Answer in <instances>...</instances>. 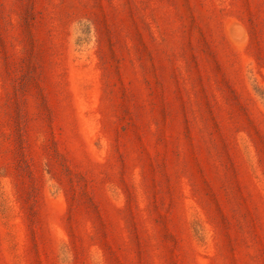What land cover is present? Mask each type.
Here are the masks:
<instances>
[{
	"label": "rangeland",
	"instance_id": "1",
	"mask_svg": "<svg viewBox=\"0 0 264 264\" xmlns=\"http://www.w3.org/2000/svg\"><path fill=\"white\" fill-rule=\"evenodd\" d=\"M254 88L264 0H0V131L56 156L66 191L36 172L21 190L20 264H112L101 205L114 264H264ZM0 264L19 263L0 245Z\"/></svg>",
	"mask_w": 264,
	"mask_h": 264
},
{
	"label": "trees",
	"instance_id": "2",
	"mask_svg": "<svg viewBox=\"0 0 264 264\" xmlns=\"http://www.w3.org/2000/svg\"><path fill=\"white\" fill-rule=\"evenodd\" d=\"M246 25L247 29L249 30L250 35V29L252 31V21H243ZM84 26H81L79 28L82 29ZM80 40L77 39L76 46L77 48L79 46ZM211 86V92L216 91L219 89L218 85H215V83L211 80L210 81ZM227 87V86H226ZM243 88L241 84L231 85V88L236 92L238 90L237 88ZM252 96L258 101V104L264 109V93L256 91V89H253ZM233 94V93H232ZM8 135H5L3 131H0V245L7 249V252L10 255V258L14 262H19V255L17 253V239H16V230H15V221L17 219L24 220L23 212L20 207V205L17 207V203L20 201H23V193L24 187L27 186L30 182L33 181V177L35 172L37 175H40L41 173L47 175L50 177V181L55 182L59 188H57L59 191H61L65 196V189L64 186L60 183L58 179H56L55 175L52 173L55 172V169L53 167L56 166V156H51L47 152H42L38 148L34 149V141L32 142H22V141H14L12 142V139H7ZM27 162V163H26ZM24 165V170L22 169ZM42 168V169H41ZM250 170L252 174H255V169L250 166ZM41 171V172H40ZM43 179V177H42ZM115 184L109 183L108 189L106 190V194H108L109 200L115 204L116 203V191H115ZM22 190V191H21ZM130 191V189H129ZM25 199V198H24ZM103 205L100 206L101 209V216L99 215V222L96 223L97 228V234L99 235V241L97 240L96 245L102 249H106V251L109 253L111 260L110 262L114 264L116 261L115 259V251H113L114 247H109L108 249L105 246V240L106 234L103 233L104 230L109 231H115L116 226L115 223L109 220L107 223L106 217L108 214H106V210L102 209ZM95 209L98 208L95 207ZM103 213L106 215L104 216ZM130 219L132 222V228H133V218L134 215L132 213V208L130 206ZM99 214V211H98ZM195 212L192 213V216L189 220L190 229L192 231L193 237L195 239V243L200 247H206L205 242L207 237V231H205L204 227L201 225L199 219H197ZM144 218V216H143ZM98 224V225H97ZM92 228V234L93 233ZM98 237V236H97ZM96 238V236H95ZM100 244H99V243ZM93 246V245H92ZM101 249V248H100ZM101 260L99 261L100 264L105 263L104 255L101 256Z\"/></svg>",
	"mask_w": 264,
	"mask_h": 264
}]
</instances>
